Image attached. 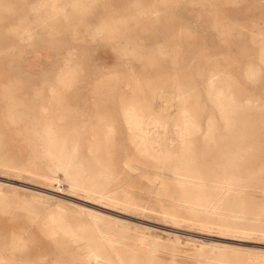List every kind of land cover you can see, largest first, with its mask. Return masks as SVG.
I'll list each match as a JSON object with an SVG mask.
<instances>
[{"label":"rangeland","instance_id":"374dc122","mask_svg":"<svg viewBox=\"0 0 264 264\" xmlns=\"http://www.w3.org/2000/svg\"><path fill=\"white\" fill-rule=\"evenodd\" d=\"M74 2L79 5L73 7ZM148 2H155L157 21L143 30L139 0H0V161L27 164L32 155L40 154L31 149L30 138L41 128V121L19 119L16 113L9 119L2 102V93L8 88L15 98L27 100L24 105L31 104L34 91L41 92L39 98L49 97L53 87L63 92L64 100L59 104L45 103L62 109L48 114L54 115L53 122L62 130L76 131L72 136L78 137L84 156L89 154L86 148L92 136H98L101 146H106L100 137L104 127L93 110L106 84L137 95L142 105L166 109L172 130L184 104L196 105L202 124L209 114L221 123L206 87L212 69L220 70L231 76L228 81L239 84L232 91L258 99L261 109L256 121L258 126L264 125V63L260 59L264 0H173L167 5L161 4L162 0ZM249 63L258 67L255 79L246 76ZM39 98L34 99L36 107L41 105ZM60 113L65 116L59 117ZM115 117L113 148L96 154H111L119 176L116 186L127 190L139 206L125 210L87 201L83 194L69 192L64 183L50 187L42 181L34 182L26 172L19 177L5 174L0 166V185L7 193L0 199V246L6 245L8 264L25 259L34 264L85 263L82 247L61 233L51 235L43 229L46 213L29 200L33 195L43 197L41 204L46 207L62 203L68 209L63 220L71 225L77 223L73 211L78 207L116 221L118 227L109 226L110 233L127 245L140 238L146 241L139 243L142 248L153 242L156 255L165 263L173 257L177 264H198L220 253L227 256V264H264V234L259 231L222 234L215 225L204 228L183 217L174 221L165 216L164 212L173 208L182 210L174 195L171 172L146 165L130 143L119 116ZM90 124L96 126L91 128ZM255 138L263 143V152L253 168L264 169V134ZM128 160L133 169L125 165ZM263 186L248 187L244 194L246 207L254 213L257 210L252 222L255 228H264ZM236 220L249 225L246 219ZM119 248L122 252L128 249L122 245ZM197 254H201L199 260L194 258Z\"/></svg>","mask_w":264,"mask_h":264},{"label":"bare ground","instance_id":"6f19581e","mask_svg":"<svg viewBox=\"0 0 264 264\" xmlns=\"http://www.w3.org/2000/svg\"><path fill=\"white\" fill-rule=\"evenodd\" d=\"M172 1L162 0L161 4L167 5ZM157 3L160 2L157 0ZM76 5H79V2L72 4L73 7ZM137 6L140 7L139 15L142 14L144 17L141 18L142 29L152 27L158 15L155 2L152 4L148 0H139ZM53 19L54 17L50 20ZM131 19L134 21L133 17ZM59 27L63 28L60 25ZM224 42L230 43L229 40ZM260 59L264 63V43ZM213 70L207 77L206 87L209 101L219 112L221 123L218 124L213 114H209L202 124L198 119L196 105L189 107L184 104L180 109V118L173 122L171 130L168 120L170 115L165 113L166 109L157 110L152 106L142 105L137 95L129 94L130 92L120 86L106 84L105 88L100 90L101 98L93 109L94 116L101 120L104 127L100 137L103 136L106 146H101V139L98 136H92L93 138L88 141L90 145L86 148L89 154L85 156L80 154L82 148L78 145V137L72 136L76 131L62 130L53 122L54 115L48 114L51 110L62 109L60 106L52 108L45 103L59 104V101L64 100V97H61L63 92L53 87L49 89V97L39 98L41 92L34 91L32 94L34 99L39 98L41 103L36 107L34 99L30 100V105H24L27 100L15 98L14 93L8 88L2 93V97H5L2 102L7 108L8 118H15L16 113L19 119L26 117L33 118L36 123L41 121L39 123L41 128L34 131L30 138L31 149L40 154L32 155L27 164L16 163L11 159L1 160L3 173H13L19 177L22 172H26L35 179L34 182L42 181L50 187L61 182L66 185L69 192L83 194L87 201L122 206L125 210L138 207L139 204L127 190L116 186L119 176L111 154L104 157L96 154L104 149L108 151L113 148V137L117 134L114 122L118 120L114 119L118 115L126 128L130 143L137 155L147 162L146 165L171 172L174 195H177L182 210L173 208L169 212H164L165 216L174 221H177L178 217H183L204 228L215 225L222 234L233 235L251 231L264 234L263 227L253 226L252 222L255 220L253 217L257 215V210L254 209V213L250 207H246L247 198L244 196L248 187L264 183L262 178L264 169L253 168L263 152V143L258 142L256 138L253 139L254 136L264 134V125L260 123L258 126L256 121L260 118L261 108L258 106L257 98L243 97L239 91L231 90L233 87L238 88L239 84L228 81L227 79L231 78L229 74ZM245 70L247 78L258 77L256 65L249 63ZM58 116L65 114L60 113ZM90 117L92 118V114ZM90 126L94 128L96 124ZM169 130L172 133L171 137H168ZM98 133L95 135H99ZM125 165L133 169L130 160L126 161ZM262 188L264 190V186ZM6 195L3 186L0 185V199ZM41 198L43 197L40 195H33L29 200L34 201L46 213L42 222L43 229L51 235L61 233L78 244L77 247H82L85 250L84 264H177L173 257L168 263L159 258L156 255V247L151 246L153 242L142 248L139 243L146 242L143 238L135 239L132 245H127L124 239L108 230L109 226H116L114 225L116 221L96 211L78 207L73 211L74 217L78 218L77 223L71 225L63 220L68 209L62 203L46 207L41 204ZM236 219H246L249 225L243 226ZM119 245L128 248L127 251L122 252ZM134 246L141 249L135 250ZM5 248L6 245L1 244L0 264L9 263ZM200 255L197 254L194 258L199 260L197 257ZM226 257L224 254L216 253L213 257H206V260L197 263L227 264L224 259ZM19 264L34 263L25 259Z\"/></svg>","mask_w":264,"mask_h":264}]
</instances>
